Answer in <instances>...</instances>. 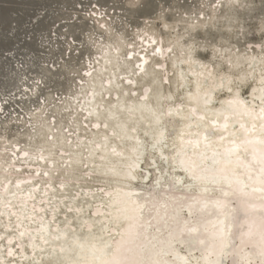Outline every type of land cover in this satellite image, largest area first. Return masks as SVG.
Returning <instances> with one entry per match:
<instances>
[{"label": "rangeland", "instance_id": "rangeland-1", "mask_svg": "<svg viewBox=\"0 0 264 264\" xmlns=\"http://www.w3.org/2000/svg\"><path fill=\"white\" fill-rule=\"evenodd\" d=\"M145 39L150 40L149 49L153 45L161 48L159 57L143 47ZM262 39L264 0H0V246L5 248L0 264H17L20 258L21 264H75L81 259L88 262L90 258L77 246L78 242H85L84 250L94 257L99 247L105 251L106 235L115 242L131 238L128 226L119 231L123 235H118L114 227H108L105 233L103 222L114 223L121 215L127 225L133 211L138 212L145 204L132 200L135 191L125 183L123 174L131 179L137 173L132 184L146 187L152 182L156 168L161 166L160 159L151 158L153 150L148 147L144 129L139 127L142 122L126 124V120L132 121L138 114L131 107L134 98H152L155 82H149L150 65L164 78L161 91L171 93L162 98L163 104L179 103L174 110L186 103L182 94L184 87H176V91L172 86L175 66L170 62L173 57L186 53L203 71H208L205 80H227L230 88L213 89V104L238 91L246 100L253 99L251 104L256 105L250 88L257 83L258 74L264 75V67L260 62L254 68L251 64V74L244 82L240 75L251 67L246 65V57L264 60ZM143 55L147 60H142ZM236 56L244 60L235 63ZM110 57L112 62L108 60ZM156 61L159 64L153 65ZM179 64L184 67L187 62ZM189 77L191 74L184 88L187 90L191 88ZM143 83H149L144 97L139 94ZM85 87L92 92L90 98L95 90L103 97L100 106L94 101L93 109L103 110L105 104L116 102L123 106L124 124L114 126L107 110L102 120L96 110L93 114L89 110L92 115H83L85 109L78 105L83 102ZM193 106L188 107L187 115L199 113ZM165 115L162 121L168 140L173 136L179 115H174L176 118ZM210 126L209 122L203 124L201 133L207 137L214 133ZM192 139L188 145L196 147V151L187 152L184 145L177 149L173 161L177 170L188 169V174L199 181L197 192L206 190L207 194L195 192L190 196L191 193L178 190L181 188L178 183H174L172 191L176 203L196 207L198 216L203 215L202 222L185 228L183 216L187 215H182L179 209L177 226L164 232L169 236L168 243L161 241L154 246H163L162 249L173 253L171 258L178 264L182 261L183 264H222L224 256L217 246L223 243V231L209 229L213 212V218L215 214L218 217L220 208V198L215 199L210 188L220 164L206 161L216 159L212 157L217 155L211 154L213 151L199 137ZM71 143H77L73 151L68 149ZM143 149L135 173L133 158ZM164 149L169 148L164 146ZM229 172L223 171L218 176L226 182L234 174ZM238 178L239 187L241 183H248L249 176ZM117 187L111 194L104 193ZM251 197L256 201L254 193ZM146 203L156 206L159 212L163 205L158 201ZM97 204L107 212L102 213L97 206L94 213L93 207ZM253 209L257 212L254 206ZM140 215L137 222L145 220V213ZM160 215L163 217L158 222V230L162 232L169 218L163 213L156 218ZM250 215L245 221L249 239L255 236L251 224H256L255 217ZM46 219L58 224L54 232L52 227L46 233L42 230ZM260 222L264 227V222ZM173 231L182 233L173 237ZM140 232L139 236H144L143 229ZM58 233L62 237L54 243L52 237L48 242L42 238L43 234ZM147 238L144 236V240ZM115 246L111 251L116 250ZM259 253L256 258L264 257V252Z\"/></svg>", "mask_w": 264, "mask_h": 264}, {"label": "bare ground", "instance_id": "bare-ground-1", "mask_svg": "<svg viewBox=\"0 0 264 264\" xmlns=\"http://www.w3.org/2000/svg\"><path fill=\"white\" fill-rule=\"evenodd\" d=\"M201 26H200V28H201ZM179 37H181V36H179ZM149 41L150 40H146V43L144 44L143 47H145V49L147 51L150 50L154 56L159 57L162 54L161 48L157 45H153V47H151V49H149V47H150V46H148ZM98 45H96V46H98ZM161 45L163 46V44H161ZM193 47H194V45H193ZM177 49H178V47H177ZM180 49H182V48H180ZM189 53H190V50H189ZM217 55H219V53ZM143 57H142V60L145 61L146 57L144 55H143ZM139 58L141 59L140 56H139ZM260 58L256 57V60H254L253 56H248L245 58L246 62H247L246 65L252 64L253 68H254V64L256 62H260L259 64L264 67V60H260ZM108 60H110L111 62L113 61L112 57H110ZM221 60H222V58H221ZM243 60L244 59L241 58L240 56H236L233 58V62H235V63H241ZM180 61L187 62V64L184 67H181L179 64ZM142 63L144 64V62H142ZM146 63H145V65H146ZM170 63L172 66H175V73H174L173 82H172V84H173L172 86L175 88V90H176V87H179V86L185 88L186 85L189 83L187 80V77L189 74H191V78L189 77L191 79V88H189L188 90L183 88V92H182L186 105L179 106V109L174 110L176 107L175 104H179V103H175V104H173V106L170 103H166V104L164 103L163 104L162 98L163 97H166V98L169 97L171 95V93L169 91H167L168 93H163L161 91V84H162L164 78H163V76L156 74L157 72L154 70V67L150 65V67H152V68L148 69L149 71L147 70L148 72L152 73L151 77L149 78V82H151V83L155 82L153 94L150 93L152 95V98H151V100H145L143 98H134L133 105L131 107H132V109L134 108L133 110H137L138 114H137V116H135V118L132 121L126 120V124L131 123V124L136 125L137 123L142 122L139 125V127L144 129V133H145L147 139L149 140L148 147H150L153 150L151 158L153 159V157H157L158 159L161 160V166H158L156 168L157 171L153 175L152 182L149 183L148 186H146V187H141L139 185L137 186V185L132 184V181L137 176L136 167L139 164V160H140V158L144 152V149L142 150V153L140 152L136 158H133L134 171L136 173V174H134V177H132L131 179H128L127 174L124 175L122 173L123 174L122 176L126 180L125 183L129 187H132L135 191V194H134L132 200L134 201V200L138 199L141 201V203H145L143 205L144 208L142 209V207H143L142 206L138 212L133 211V213H132L133 217L131 218L132 220L130 222H128L127 225H126V222H124V220H123L124 218L121 217V215L119 216L120 220H116L114 223L111 221L108 223L103 222L104 223L103 229L105 230L104 231L105 233H106L108 227H114L118 232L119 231L122 232L123 227L128 226L129 236L133 239L131 240V238H128V240H131L129 242L130 244L128 246L124 245L123 248H122V246H123L122 245V246H120L119 249H117L118 243L120 241L118 240L117 242H115V239H112L113 237L109 238L106 235V242L103 244V247L105 246V251L101 247L98 246L99 247L98 251H97L98 255H96L94 257H92L91 253H88L84 250V249H86V246H87V244L85 242H78L77 246H79L84 251V254L86 255V257H89L90 260L88 259V262H86L84 259H81L79 262H77L75 264H115L116 260H118V262H119L118 264H120V258L123 255L126 256L127 258L121 264H143V263L144 264H146V263L156 264V262H154V260H152L153 258L151 256V253H153V251H156V253H157L155 255V258H157V260L159 261L158 264H166V263L167 264H178L176 262V259L171 258L174 255L173 253H171L170 251L167 250L168 252L166 251V253L163 255L162 251H165V248L162 249L163 246H154L155 245L154 243L159 244L161 241H163V243H165V244L168 243L169 236L165 235V233H168V231H166V229H172L175 226H177V223L179 222V220L176 218V214H177V210H179V209H180V213H182V215H187L186 217L183 216V218H186L185 224H184L185 228H186V226H193L194 227L196 224H201V222H202L201 219L203 218V215L200 217L198 216L197 213H199V211H196V207H191L192 209H191L189 214L185 213L183 211V209L187 205L176 203V201L174 199V195H173L174 191H172L173 190L172 188L175 187L174 183H178V185L181 187L178 190L181 189L180 190L181 192H185L186 194H187V192H189V193H191L190 196L195 192L199 193V192H197V189L199 190V188H200V186L198 184L199 181L197 182V180L195 179L193 174H190V173L188 174V172H189L188 169L185 170V168H182V169L177 170L176 169L177 164L174 163L175 155H177L176 151L178 148H181L184 145H187V148H186L187 152L189 150L196 151L195 150L196 147L192 146L191 143H190V145L192 147H189L188 142L189 141L191 142V140H193L192 138L198 139V137L201 139L203 144H206L209 147V149H211L213 151V152H211V154L213 153V154L217 155V156L213 155V157H212V158H216V159H206V161H208V162L219 161V164L220 165L223 164V166L225 167V169L216 170L217 175L214 176V182L215 183H213L215 186L214 185L210 186V188L213 190V192H212L213 195L215 194L214 196H216L215 199H217V197L221 198V193L223 191H225V189H226L225 181L223 180L222 176H218V175H220L219 173H221L223 171H228V170L232 171L233 170L232 173H234V174L230 178L232 179V178L236 177L235 178L236 180L232 181L230 183L229 188H232V190L234 192L233 196L236 200V207L240 208L239 210L238 209L236 210V212H237L236 222L238 223L236 231H237V234L240 235L239 238L243 239L245 242L250 243L252 246L251 248H253L254 256H251L252 257L251 261H249L250 264H264V263H261L258 258H256L257 253H259L260 251L264 252V233H262V229H264V227L261 226V222H260V221L264 222V210L260 209V207H262L264 209V193L262 196L263 204H261V206L258 207L257 212H256V210L253 209V206L255 207V205L257 206V204H260L259 201H261L260 200L261 196H259V194H262V193H257L255 191H253V189H258V190L264 189V183L263 184L262 183L253 184L254 182L246 183L244 185V189H247L246 191L247 192L249 191L250 192L249 194L248 193L242 194L241 192L240 193L236 192L240 188L239 184H238L239 183L238 176L240 178H243L244 176H249V179H250L251 176L260 177L261 175L258 173L259 171L261 174H263V172H264V75H262L261 73L258 74L256 76L257 83H255V85H252V87L250 88L251 95H253L256 98L255 102H257V105H259V108L257 105H256L257 107H254V105L251 104V102H254L253 99L250 101L246 100L244 98L245 96L242 97L239 93H237L238 92L237 90H236L237 92L232 91V93L228 94L226 97L221 98L217 104H213L212 100L215 98L213 89H217L220 86H222V88L223 87H229V85L226 82L227 80L225 81V80L218 79V78H217L218 80L217 79H215V80L210 79L208 81L205 80V78H207L208 71H203L202 67H199L198 63L196 64V62L192 61V59L188 53H186L182 57H173L171 59ZM156 64H159V61L154 62L153 65H156ZM252 65L248 69H245V71L242 72V74L240 75V79H243L242 82H244L247 79L246 77L249 74H251ZM217 69L218 68H216V70ZM258 69H261V68L258 67ZM239 71H240V69H239ZM252 75H251V78H252ZM226 76H227V74H226ZM82 77H83V75H82ZM210 78H211V76H210ZM81 80H83V79H81ZM228 81H229V79H228ZM142 82H143V78H142ZM239 83H241V82H239ZM148 84L149 83H143V85H142V91H141V93H139L142 97H144L147 93V85ZM235 85L237 86L238 84H235ZM82 91H84L83 102H82V104H79L78 106H81L83 109H85V112L83 113V115H86V114L90 115L91 112H89V110H91L92 114H93V111L96 110V109H93V107L95 105L94 101L98 102V105L100 106L103 97L101 98L102 95H100V93L95 90L93 96L90 98L92 92H89V90H86V87ZM98 95H100V96H98ZM79 102H81V100ZM179 102H181V101H179ZM214 102H215V99H214ZM193 104H194L193 110H196L199 113L197 115L196 114L195 115H187V114H189L188 112L190 110L188 107L190 105L192 106ZM85 105L87 107H85ZM122 108H123V106H120V104L118 102H116V104H114V105H112V104L109 105V103H107V104H105L103 110H100L97 107V110H96L97 113L96 114H97V117H99V120H102V119H104L103 118V115H104L103 112H106V110H107V114H108L109 118L111 116L113 118V125L117 126L119 123L124 124V119H123V115L121 112ZM255 108H257V109H255ZM54 109H52V110H54ZM172 110H173V112H172ZM39 111L40 110H38V114H39ZM165 114H168V116H170V118H174V117L176 118V116H174V115H179V122H180V123L178 122L177 125L174 127L173 136L168 140L166 138V126L164 125V122H163L165 116H167ZM223 115H225V117H223ZM35 117H37V116L35 115ZM159 118H161V121L159 120ZM199 118H202V119H199ZM108 119L106 118V120H108ZM162 119H163V121H162ZM211 120H212V122L210 124ZM161 122L163 124H161ZM208 122H209V125H211L210 130L213 132L215 131V132L210 134V136L207 137V135H205L204 132L201 133V131H202L201 126H203V124L204 125L208 124ZM213 122H214V124H212ZM221 123H223L222 126H224V127H221ZM43 124H47V123L44 122ZM133 128H135V127H133ZM214 128H216V130H214ZM197 133H200V134H197ZM76 144L77 143H71L70 147L68 149L70 151H73L74 150L73 147ZM164 146H166L169 149L165 150ZM69 155L73 156V153L70 152ZM193 163H194V161H193ZM247 166H249L248 171H247ZM232 167H235L236 169H232ZM168 169H170V170L168 171ZM213 169L215 170L216 168H213ZM217 169H219V168H217ZM165 171H166V173H165ZM232 173H230V174L232 175ZM240 173H242V174H240ZM176 174H178V175H176ZM141 178H145V175H141ZM183 178L186 179L185 182H183ZM230 178H228V180ZM110 179L111 178L108 177L109 181H110ZM211 182H213V180L210 181L209 183H211ZM40 189H41V187H40ZM112 189L110 191H105L104 193L105 194L106 193L111 194L114 190L118 189V187L113 189V190ZM253 193L255 194L256 201H252L253 198L251 196H253ZM182 195L187 197V195H185L183 193H182ZM146 201L161 202L160 205L163 204L160 208L161 211L159 212V210L156 206L148 205L146 203ZM113 203H114V201L111 202L112 206H113ZM230 203L233 205V201L232 202L230 201ZM252 204H253V206H251ZM97 206H98V208L100 207L102 209L101 210L102 213L107 212V211H105V208L103 206H99L97 204L95 207H93L94 213L96 212ZM144 213H145V217H144L145 220L137 222L138 220L136 219V216H138V214H144ZM159 213H163L166 218H169V220L166 223L167 228L163 229L162 232L158 230V222L159 221L156 218V216ZM214 213L215 212H213V214H212V220L213 221L211 222V220H210L211 226H209V229L217 232V230L219 229V225H220L219 221H220L221 217L224 215V210L219 208V211L217 212L218 217L215 214V217L213 218ZM200 214H201V212H200ZM249 214H251L250 216L255 217L256 224L259 223V226H257L254 223H253L254 225L251 224V227L253 230V235L255 234V236H253V238H250V239L246 235V233L248 231L247 230L248 226L246 224H244L247 222L246 217ZM33 216L34 215H32L31 217L34 220ZM117 217H118V209H117ZM171 217H173V218H171ZM153 220L156 221V223L151 225V222H153ZM164 221L165 220H163V222ZM46 222H47V224H44V227L42 228V230L46 233V230L48 229V227L49 228L52 227L53 232H54V230H56L55 227L58 224H53L54 223L53 219H50V220L46 219ZM136 222L140 223V226H138L136 234H133L132 230H133ZM144 226H149V230L147 231L146 235H149V238L153 237L152 238L153 244L151 243L152 244L151 248L147 247L149 245L148 243H146L147 241H145L147 239L144 240L143 236H139V234L141 233L140 231H142ZM214 228H216V230ZM44 234H43L42 238L46 242H48L49 237H52L51 240L53 241V243L55 241H57L59 239V237H62L61 233H58L57 235L55 234L54 236H53V234H51L50 236L44 235ZM108 235H110V234H108ZM118 235H123V234L119 232ZM136 236H137V238H136ZM1 237L3 238V236H1ZM18 238L23 240L21 237H18ZM95 240H93V241H95ZM111 240H114V243H111ZM1 241L2 240L0 239V242ZM140 243H143L147 247V248H145V251H144L145 258L141 261V263H139L140 258L137 257L138 248L140 246ZM45 244H47V243H45ZM114 245H116L115 246L116 248H114L116 250L113 252L111 250L113 249ZM60 246H61L60 248H65V246H63V245H60ZM84 246H85V248H84ZM237 247H239V246H237ZM3 248H4L3 246H2V248L0 246V255H1V252L3 251ZM17 248L19 249L20 247L18 246ZM125 248L128 250L126 251ZM228 250H232V251H230L231 255H228V254L222 255V256H224L222 264H227L228 260L230 261V264H247L248 260H246V258L244 257V252L249 251V246H243L242 251L236 250L233 247L231 249H228ZM129 252H131V254L128 257ZM199 252L202 253L201 251H199ZM160 255H162V256H160ZM262 258H264V257H262ZM20 261H22L21 258L19 259V261H16L17 264H21Z\"/></svg>", "mask_w": 264, "mask_h": 264}, {"label": "water", "instance_id": "water-1", "mask_svg": "<svg viewBox=\"0 0 264 264\" xmlns=\"http://www.w3.org/2000/svg\"><path fill=\"white\" fill-rule=\"evenodd\" d=\"M221 169H225V167L223 166V164L222 165H220L219 166V170H221ZM232 169H236L235 167H232ZM231 169V170H232ZM249 170V166H247V171ZM233 171V170H232ZM232 171H230V173H232ZM236 179L235 178H230L229 179V181L227 180L226 182H225V187H226V189H225V191H223L222 193H221V198H220V202L218 203V206H220V208H224L223 210H224V215L221 217V219H220V225H219V229L220 230H222L223 231V235H222V245L221 246H217V248L219 249V251H220V253H222V255H225V254H228V255H231V253H230V251H232V250H228V249H231L232 247L234 248V249H236V250H241L242 251V247L243 246H249V251L247 252V251H245L244 252V257L246 258V260H248L247 261V263L248 264H250V262L249 261H251V256H254V254H253V248H251L252 246H251V244L250 243H248V242H245L243 239H240V238H238V236L236 235L237 234V231H236V228H237V225H238V223L236 222V216H237V212H236V210L238 209H240L239 207H236V200H235V198H234V192H233V190H232V188H229L230 187V183L232 182V181H235ZM248 182H255V183H264V172H263V174L260 176V177H253V178H251V179H249L248 180ZM242 185H245V184H240V188L236 191L237 193H242V194H246V193H250L249 191L247 192L246 191V189H244L243 187H242ZM253 191H255V192H257V193H262V194H259V196H261L260 197V200L261 201H259L260 202V205L261 204H263V199H262V196H263V193H264V189H261V190H258V189H253ZM199 194L200 195H206L207 194V191L206 190H204V191H202V192H199ZM230 201L232 202L233 201V205L230 203ZM260 205H255V208L256 209H258V207H260ZM251 206H253V204L251 205ZM144 208V206L142 207V209ZM191 206H186L184 209H183V211L185 212V213H187V214H189L190 213V211H191ZM143 211V210H142ZM141 213V212H140ZM140 214L138 215V216H136V219L137 220H139L140 219ZM162 217H163V215H160L159 216V218H158V221H159V219H161L162 220ZM154 223H156V221H154L153 220V222H151V225H153ZM245 224V223H244ZM136 225V226H135ZM134 225V228H133V230H132V233L133 234H136V232H137V229H138V226H140V223H137L136 222V224ZM257 226H259V223H257L256 224ZM246 227V226H245ZM149 230V226H144L143 227V235L147 238V242L146 243H148L149 245L147 246V247H151L152 246V244H153V240H152V238L153 237H150V239H149V235H147L146 236V234H147V231ZM182 232H180V231H178V232H176V231H173V232H171V235L173 236V237H175V236H178V235H180ZM262 233H264V229H262ZM236 235V236H235ZM144 236H143V238H144ZM151 236V235H150ZM136 238H137V236H136ZM138 240V239H137ZM131 240H125V238L124 239H122L120 242H119V244H118V246H117V249H119L120 248V246H122V245H124V244H126L127 242H130ZM237 242V243H236ZM152 243V244H151ZM181 244H183V243H181ZM236 244V245H235ZM237 246H239V247H237ZM146 247V245H144L143 243H140V246H139V248H138V254H137V257L138 258H140L139 259V263H141V261L145 258V256H144V251H145V248H147ZM125 250L127 251L128 249H126L125 248ZM263 253V251H260V253L259 254H262ZM166 253V251H162V254L164 255ZM130 254H131V252H129V255H128V257L130 256ZM157 253H156V251H153V253H151V256H152V260H154V262H156V264H158L159 263V261L157 260V258H155V255H156ZM116 255V254H115ZM160 256H162V255H160ZM172 256V255H171ZM174 256V255H173ZM118 258V257H117ZM116 258V259H117ZM127 257L126 256H121V258H120V264L121 263H123V261L126 259ZM115 259V260H116ZM259 260H260V262L261 263H264V258H259ZM119 262H118V260H116L115 261V264H118ZM166 263V262H165ZM184 262L182 261V264H183ZM167 264V263H166Z\"/></svg>", "mask_w": 264, "mask_h": 264}, {"label": "flooded vegetation", "instance_id": "flooded-vegetation-1", "mask_svg": "<svg viewBox=\"0 0 264 264\" xmlns=\"http://www.w3.org/2000/svg\"><path fill=\"white\" fill-rule=\"evenodd\" d=\"M254 105V104H253ZM257 105V104H256ZM254 105V107H257L258 106V108H259V105ZM255 109H257V108H255ZM227 264H230V261L228 260V262H227Z\"/></svg>", "mask_w": 264, "mask_h": 264}, {"label": "clouds", "instance_id": "clouds-1", "mask_svg": "<svg viewBox=\"0 0 264 264\" xmlns=\"http://www.w3.org/2000/svg\"><path fill=\"white\" fill-rule=\"evenodd\" d=\"M262 49H264V39H262Z\"/></svg>", "mask_w": 264, "mask_h": 264}]
</instances>
